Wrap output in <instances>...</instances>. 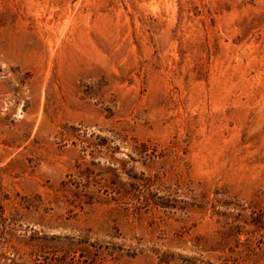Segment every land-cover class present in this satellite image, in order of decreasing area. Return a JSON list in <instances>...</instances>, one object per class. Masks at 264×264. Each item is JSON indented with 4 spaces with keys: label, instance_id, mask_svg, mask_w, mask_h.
<instances>
[{
    "label": "rangeland",
    "instance_id": "rangeland-1",
    "mask_svg": "<svg viewBox=\"0 0 264 264\" xmlns=\"http://www.w3.org/2000/svg\"><path fill=\"white\" fill-rule=\"evenodd\" d=\"M0 264H264V0H0Z\"/></svg>",
    "mask_w": 264,
    "mask_h": 264
}]
</instances>
